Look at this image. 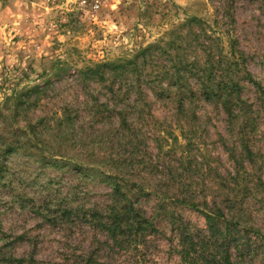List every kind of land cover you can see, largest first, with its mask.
<instances>
[{"label":"rangeland","instance_id":"obj_1","mask_svg":"<svg viewBox=\"0 0 264 264\" xmlns=\"http://www.w3.org/2000/svg\"><path fill=\"white\" fill-rule=\"evenodd\" d=\"M188 18L201 24L189 26ZM231 41L264 87L263 0H0V150L5 142L24 146L4 162L0 156L7 166L0 187V264H18L10 256L21 264H82L90 253L94 264H180L177 232L167 219L156 218L158 232L132 237L119 249L88 220H41L31 201L38 207L66 197L87 211L103 208L110 188L89 171L99 168L141 186L137 200L148 217L164 206L184 223L204 228L199 213L175 200L194 193L210 205L227 193L225 178L234 173L227 150L238 144L239 122L229 126L219 105L197 100L199 121L193 124L189 114H175L145 89L152 103L142 118L135 111L125 130L117 117H95L91 98L103 104L108 91L86 84L79 70L130 58L150 44L204 63L211 50L215 59L227 54ZM166 55L153 64L171 67ZM126 80L134 77L128 73ZM134 89L119 108L130 109ZM243 96L257 108L250 86ZM257 119L252 149L258 157L254 167L245 161L256 186L238 196L243 194L247 219L264 235V115ZM76 165L90 169L84 175ZM16 196L27 200L26 209ZM245 264H264V242L257 239Z\"/></svg>","mask_w":264,"mask_h":264},{"label":"trees","instance_id":"obj_2","mask_svg":"<svg viewBox=\"0 0 264 264\" xmlns=\"http://www.w3.org/2000/svg\"><path fill=\"white\" fill-rule=\"evenodd\" d=\"M186 22L189 26L201 24L196 18H188ZM174 51L172 55L173 52L165 49L163 51L157 45L150 44L139 49L130 58L97 62L79 70V74L85 77L86 84L96 83L108 91V99L103 104L99 103L98 98H91L95 117L105 118L106 114L109 119L117 117L119 126L125 130L130 129L132 122L129 121L132 114L136 111L139 118H142L145 108L152 103L148 99V94L143 92L145 89L151 91L155 101L174 107L175 114L184 117L187 115V118L189 114L191 119L188 120L193 124L199 121L193 111L197 100L219 105L227 116L229 126L239 122L238 144L235 142L232 150H227L234 169V173H229L224 181V189L227 193L223 190V197L221 195L210 205L204 198L199 202L194 193L184 194L175 200L180 205L199 213L205 221L204 228L184 223L173 211L168 212L164 206L158 209L159 214L155 217H148L137 200L139 194L136 193L142 192L141 186H136L116 174L107 175L99 168L89 170L90 168H84L83 165H76L77 172L84 175L87 173L86 170L96 172L98 176L103 177V182L110 188V199L103 208L87 211L83 205L77 204L76 200L65 197L41 201L38 207L34 201H31L33 207L31 210L49 224L88 220L112 242L110 247L119 249L128 246L132 237L135 238L133 241H137L150 233L158 232L155 228V219L162 217L167 219L177 232V253L180 264H245L246 257L256 247L257 239L264 242L261 230L247 219L246 204L243 200L245 199L243 194L253 191L252 185L256 186L249 177L245 161L254 167L258 157L252 149L254 142L252 135L258 128L257 118L261 114L264 115V87L247 70V58L241 51L236 50L235 41H231L229 52L217 59L212 50L209 51L204 63L199 60L188 61L185 57L180 58L178 56L181 55L180 52L175 49ZM163 53L167 54V59L172 63L171 67L165 68L153 64ZM175 56L177 61L173 59ZM145 68L150 70L146 71ZM128 73L134 77L133 81L127 82ZM247 86H250L255 94L257 108L254 110L253 104L243 96ZM133 88L136 99L130 104V109L119 108L118 101L131 94ZM147 115L151 116L149 111ZM231 129L233 130L234 127ZM22 133L25 135L24 132ZM23 147L20 143L5 142L0 150L3 162ZM3 162L0 163V187H3L6 178L7 166H4ZM112 164L116 165L118 162L113 159ZM55 165L53 164V167H56ZM58 167L64 166L58 165ZM133 187L138 188L137 192H133L136 190ZM222 189L223 186L220 187V190ZM240 191L243 192L242 196H238ZM16 198L15 202H19L22 209L28 207V202L23 196ZM1 199L0 196V201ZM64 199L65 204L62 201ZM94 259L93 254L90 253L82 264H94ZM8 261L21 264L24 260L10 256ZM30 261L36 263L33 258Z\"/></svg>","mask_w":264,"mask_h":264}]
</instances>
